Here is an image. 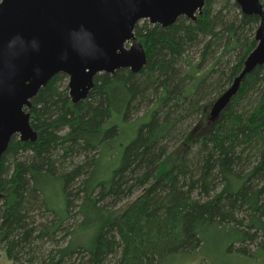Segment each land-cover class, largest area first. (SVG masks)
Returning <instances> with one entry per match:
<instances>
[{"label":"trees","instance_id":"trees-1","mask_svg":"<svg viewBox=\"0 0 264 264\" xmlns=\"http://www.w3.org/2000/svg\"><path fill=\"white\" fill-rule=\"evenodd\" d=\"M259 25L235 0H208L196 20L141 21L132 43L146 66L97 75L79 104L68 76L56 75L27 109L37 141L13 136L2 157L0 260L161 264L200 249L211 228L243 234L236 251L264 248V66L209 119ZM144 111L150 120L135 128ZM106 156L119 161L108 173ZM83 231L96 233L92 247L72 244Z\"/></svg>","mask_w":264,"mask_h":264},{"label":"water","instance_id":"water-1","mask_svg":"<svg viewBox=\"0 0 264 264\" xmlns=\"http://www.w3.org/2000/svg\"><path fill=\"white\" fill-rule=\"evenodd\" d=\"M208 0H2L0 3V170L13 136L36 142L31 101L56 75L68 76L76 105L88 98L97 75L147 63L141 44H131L143 20L169 27L181 17L196 20ZM245 15L257 16V46L242 73L209 113L216 121L238 94L242 80L264 66V6L235 0Z\"/></svg>","mask_w":264,"mask_h":264},{"label":"rangeland","instance_id":"rangeland-1","mask_svg":"<svg viewBox=\"0 0 264 264\" xmlns=\"http://www.w3.org/2000/svg\"><path fill=\"white\" fill-rule=\"evenodd\" d=\"M132 42L131 44H133ZM145 114L146 112L144 111L133 118L131 122L140 118V122L135 128H138L140 124L147 123L150 120V115L145 117ZM133 131L134 130L129 127L124 128L121 138L123 147L126 146L133 138ZM103 165L104 167L101 171L108 173L112 168L119 166V161H115V163H113L109 160V157L106 156ZM56 187H58V185ZM95 234L96 233L94 231L79 232L77 236H74L72 244L75 246L82 245L85 247H92L94 245ZM242 238L243 234L233 230H219L217 228H211L202 232L203 244L200 249L193 253L170 256L161 264H264V248H260L258 250L257 247H259V244L247 242L246 245L248 246L250 252H245L243 250L236 251V248H233V242ZM260 241L264 243V239L261 238ZM237 247H240V245ZM6 263L7 260L3 255L0 260V264Z\"/></svg>","mask_w":264,"mask_h":264}]
</instances>
